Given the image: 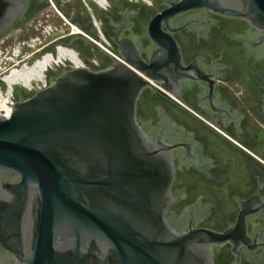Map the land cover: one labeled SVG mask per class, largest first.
Returning a JSON list of instances; mask_svg holds the SVG:
<instances>
[{
	"label": "water",
	"instance_id": "95a60500",
	"mask_svg": "<svg viewBox=\"0 0 264 264\" xmlns=\"http://www.w3.org/2000/svg\"><path fill=\"white\" fill-rule=\"evenodd\" d=\"M177 3L180 12L201 8L247 20L263 32L253 43L264 51V0ZM26 6L27 0H0V33ZM165 36L176 61L171 68L155 55L145 61L134 44L115 54L95 46L108 64L85 62L78 53L86 66L51 61L42 72L45 86L31 80L37 89L6 103L9 116L0 114V251L10 264H212V247L229 240V229H178L165 217L172 149L179 147L154 138L136 117L147 88L182 108L153 85L167 90L169 77L178 82L183 69L178 45ZM55 50L18 66L44 52L55 59ZM11 85L14 96L18 88L27 90Z\"/></svg>",
	"mask_w": 264,
	"mask_h": 264
},
{
	"label": "flooded vegetation",
	"instance_id": "af4514ba",
	"mask_svg": "<svg viewBox=\"0 0 264 264\" xmlns=\"http://www.w3.org/2000/svg\"><path fill=\"white\" fill-rule=\"evenodd\" d=\"M179 1L106 0L102 7L94 0H27L22 18L0 33V90L12 67L57 44L99 66L109 59L95 46L115 54L134 44L145 61L155 55L171 68L172 45L163 42L168 33L183 69L178 82L169 77L167 90L153 85L182 108L152 88L136 105L144 129L179 147L172 149L165 217L178 229H229V240L212 247V264H264V51L253 43L263 32L241 17L180 12ZM26 89L18 88L13 101L37 84ZM10 259L0 251V264Z\"/></svg>",
	"mask_w": 264,
	"mask_h": 264
},
{
	"label": "bare ground",
	"instance_id": "6f19581e",
	"mask_svg": "<svg viewBox=\"0 0 264 264\" xmlns=\"http://www.w3.org/2000/svg\"><path fill=\"white\" fill-rule=\"evenodd\" d=\"M63 54H69V57L72 59L74 54L72 51L67 50L66 48H58L55 52V59L51 53H44L40 56V59H36L27 67L20 66L19 68L13 67V71L11 72V76L8 75V78L5 76L4 80L7 84H21L25 88H28L31 80H39L44 75L42 73L46 70V65L50 67V63H54L55 65L61 61ZM52 61V62H51ZM46 64V65H45Z\"/></svg>",
	"mask_w": 264,
	"mask_h": 264
},
{
	"label": "built area",
	"instance_id": "2783aa9c",
	"mask_svg": "<svg viewBox=\"0 0 264 264\" xmlns=\"http://www.w3.org/2000/svg\"><path fill=\"white\" fill-rule=\"evenodd\" d=\"M82 1L85 2V0H82ZM94 1L96 3H98L102 7L106 6V0H94ZM141 1L146 3V4L150 3V0H141ZM55 48H56L55 52L57 51L58 48H66L67 50H70V51L73 52L74 56H73L72 59L69 57V54H63V56H62V60L66 61V59H67L68 61L73 63V65L67 64V66H70V67L86 66L81 61L79 56L77 55V52L73 50V48L62 46V45H59V44L56 45ZM62 60L60 61V63H63ZM56 66H58V64H56ZM3 81H4V84L6 86H5V89L3 91V94L5 95V97L2 95V92L0 90V110H3V112H1L0 114H3L4 116H9V114L11 112V106H9V105H11L13 103V101L10 99V98L13 97V94H12L13 88H12L11 84H7L5 82L4 78H3ZM34 81H36V80H34ZM37 81H39L42 86H45V74L41 77V79H39ZM31 86H32V84L30 83L28 89L31 88ZM6 103H9V105H7Z\"/></svg>",
	"mask_w": 264,
	"mask_h": 264
},
{
	"label": "rangeland",
	"instance_id": "374dc122",
	"mask_svg": "<svg viewBox=\"0 0 264 264\" xmlns=\"http://www.w3.org/2000/svg\"><path fill=\"white\" fill-rule=\"evenodd\" d=\"M73 50H74V49H73ZM74 51H76V50H74ZM76 52H77V51H76ZM44 53H45V52H44ZM47 53H48V52H47ZM37 59H38V58H37ZM34 61H35V60H34ZM34 61H33V62H34ZM30 64H31V63H30ZM30 64H29V65H30ZM19 67H20V66H18V68H19Z\"/></svg>",
	"mask_w": 264,
	"mask_h": 264
}]
</instances>
